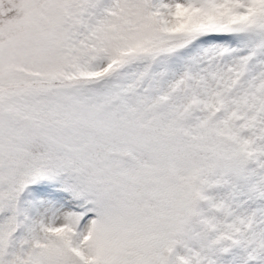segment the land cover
<instances>
[{
    "label": "snow or ice",
    "instance_id": "snow-or-ice-1",
    "mask_svg": "<svg viewBox=\"0 0 264 264\" xmlns=\"http://www.w3.org/2000/svg\"><path fill=\"white\" fill-rule=\"evenodd\" d=\"M0 264H264V0H0Z\"/></svg>",
    "mask_w": 264,
    "mask_h": 264
}]
</instances>
